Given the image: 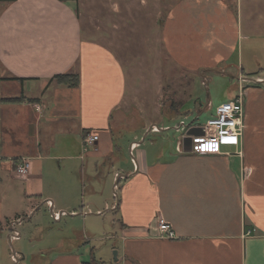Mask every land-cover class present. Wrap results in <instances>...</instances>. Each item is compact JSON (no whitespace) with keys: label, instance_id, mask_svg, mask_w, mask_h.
Instances as JSON below:
<instances>
[{"label":"crops","instance_id":"crops-1","mask_svg":"<svg viewBox=\"0 0 264 264\" xmlns=\"http://www.w3.org/2000/svg\"><path fill=\"white\" fill-rule=\"evenodd\" d=\"M169 1L162 44L184 72L212 67L219 54L233 52L241 62L252 38H263L264 0ZM240 70L233 97L243 92L239 147L200 155L186 151L184 140L180 150L179 139L164 130L147 132L154 123L126 136L117 120L130 101L125 69L110 49L83 36L70 0H0V264H14L13 246L19 264H106L94 256L88 229L90 218L106 212L114 234L101 240L111 242V264H264V78L243 64ZM65 73L78 74L80 84L53 80ZM90 133L99 139L84 152ZM148 133L162 141L147 143ZM125 139H132L126 148L131 168L114 173L112 187L117 183L120 193L112 204L102 203L94 198L97 185L88 183L98 181L102 164H121ZM134 141L141 143L132 156ZM26 157L30 171L19 178L15 168ZM55 159L81 161L64 184L46 175ZM89 166L94 174L86 172ZM48 200L67 214L51 215L56 224L47 228L28 229L31 215L43 208L52 214ZM66 216L83 225L75 239L63 229ZM18 218L22 223L14 228L21 236L11 243ZM159 221L170 224L176 238L158 237Z\"/></svg>","mask_w":264,"mask_h":264},{"label":"rangeland","instance_id":"rangeland-1","mask_svg":"<svg viewBox=\"0 0 264 264\" xmlns=\"http://www.w3.org/2000/svg\"><path fill=\"white\" fill-rule=\"evenodd\" d=\"M70 2L81 22L83 36L110 49L125 69L127 94L130 101L126 105L127 112L122 113L117 120L121 121L120 126H126L124 128L126 136L132 129H140L144 124L154 123L164 130L163 134L180 139L183 131L177 132L176 125L181 120L189 124L197 117L195 123L205 124L219 104L232 100L238 94L240 81L237 78L241 72V64L251 72L252 76L261 75L264 78V33L263 38H252V42L240 55L241 62L238 61V54L233 52L226 55L219 54L212 67L205 66L193 73L184 72L181 68L177 69V66H174V62L168 57L162 44V25L172 4L169 0H70ZM258 35L262 36V33ZM251 49H253L252 52ZM261 87L264 88L263 83ZM196 100L199 101L194 108ZM170 103H175L180 110L187 108L190 111L189 114L176 120H166L165 118L174 115L170 110ZM208 103L210 107L201 111ZM174 117L177 116L174 115ZM160 137L159 134L148 133L146 142L150 143L155 139L160 142L162 141ZM174 139H172L173 143H175ZM130 141L132 139H125L123 142L125 145L123 151H126L123 153V159L121 158V164L115 167L102 164L99 167L98 181L88 183V185H97L94 198L102 203L107 201L112 204L115 200L113 199L115 190L112 186L116 179L111 183L114 173L121 172V169L129 171L131 168V156L126 149ZM226 148L230 147H224V150ZM60 151L63 152L64 149L60 147ZM53 152L57 154L56 149ZM96 160L97 163L101 161L92 157L89 159L90 162ZM80 162V160L71 159L51 160L47 162L46 175L55 177L57 181L63 180L64 184L66 177L79 170L77 165ZM90 169L92 168L89 166L86 172L94 174L89 171ZM116 193L120 192L117 190ZM87 195L92 196L90 190ZM69 219L66 216L61 223H63V229L73 233V239H75L82 231L83 225L72 220L68 221ZM26 221L29 222L27 228L32 231L36 224L44 228L56 224L47 208H43L35 216L31 215ZM111 223V217L107 212L104 218H90L88 222L89 246L95 249L94 256L97 259L103 258L106 264L113 263L114 253L106 248L109 244L111 245V242L101 238L108 233L114 234ZM19 229H21L20 226ZM43 231L47 232L48 229ZM103 247L102 255H100L99 250ZM12 249L14 246L10 247V254Z\"/></svg>","mask_w":264,"mask_h":264},{"label":"built area","instance_id":"built-area-1","mask_svg":"<svg viewBox=\"0 0 264 264\" xmlns=\"http://www.w3.org/2000/svg\"><path fill=\"white\" fill-rule=\"evenodd\" d=\"M241 81H246L241 78ZM258 79L257 82H261ZM210 103L206 104L203 111L209 108ZM202 111V110H201ZM196 119L189 124H186L184 120H181L179 124L176 125V131H183L182 138L179 139L178 147L183 149L182 142L188 140L191 147V152L206 155V154H223L224 147H239L242 144V138L244 133V97L243 92H241L236 98L225 101L219 104L214 114L210 116L205 124L195 123ZM162 131L157 125H152L149 132H159ZM99 136L97 134H88L84 138L83 151L88 152L90 147H94L98 142ZM143 140V139H142ZM139 141H134L131 144V155L134 156L133 151L139 146ZM134 159V158H133ZM30 160L26 158H21L18 165L15 168V175L19 178H25L28 176L30 171ZM119 177V174H116ZM123 175H121L122 177ZM123 178V177H122ZM119 187L117 184L114 186V197L117 198V190ZM52 208V202L48 200L47 202ZM66 211L56 212L52 208V217L54 220H59L62 215H66ZM22 219L18 218L11 223L13 228L10 234V242L20 238V232L14 226L16 224H21ZM158 237L165 239H174L176 234L172 229L171 225L165 221H159L157 224ZM250 231H248L249 233ZM11 259L14 264H19L21 255L12 249Z\"/></svg>","mask_w":264,"mask_h":264},{"label":"trees","instance_id":"trees-1","mask_svg":"<svg viewBox=\"0 0 264 264\" xmlns=\"http://www.w3.org/2000/svg\"><path fill=\"white\" fill-rule=\"evenodd\" d=\"M53 80H56L57 83L68 86V87H77L80 84V77L78 74H75V73L59 74V75L54 76ZM170 110L177 117H174V115H171L172 117L165 118L168 121L176 120L182 116L187 115V113L189 114L190 112L189 110H187V108H185V110L177 109L175 103H170Z\"/></svg>","mask_w":264,"mask_h":264},{"label":"water","instance_id":"water-1","mask_svg":"<svg viewBox=\"0 0 264 264\" xmlns=\"http://www.w3.org/2000/svg\"><path fill=\"white\" fill-rule=\"evenodd\" d=\"M150 131V128L148 129V131L147 132H149ZM185 142H187V143H189L188 142V140L187 141H185ZM189 146H190V143H189ZM186 151H191V147H189L188 149L186 148ZM117 184V183H116Z\"/></svg>","mask_w":264,"mask_h":264}]
</instances>
